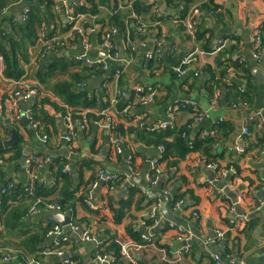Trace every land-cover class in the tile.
Here are the masks:
<instances>
[{"label":"crops","instance_id":"obj_1","mask_svg":"<svg viewBox=\"0 0 264 264\" xmlns=\"http://www.w3.org/2000/svg\"><path fill=\"white\" fill-rule=\"evenodd\" d=\"M115 1L120 4L117 8L126 11L135 0ZM140 1L151 6L150 13H157L160 22L145 23L143 19L149 16L144 18L134 12L136 17L132 14L128 17L132 19L130 25L133 32L129 30L120 34L116 29V35L112 34L114 29L109 25L111 6L101 7L97 16L91 12L77 13L79 6L86 5L84 0H15L5 9L0 16V26L4 31L17 21L25 20L32 8L41 10L44 23L34 45L27 48L28 62L22 63V78L10 80L3 75L0 77V94L12 91L16 82L22 83L25 88L16 100L7 101V110L0 107V142L11 140L6 129L9 124L20 138L16 147L23 151L17 165L9 161L12 154H5L7 163L1 160L0 168L4 175L0 176V197L6 186L31 184L33 177L39 183L47 184L39 173L44 169L42 174L51 179L49 169L54 158H66L70 168L80 161L88 162L90 167L83 170L84 181L89 180L97 169L102 167L105 170L98 171L99 180L93 183L85 203L77 201V224L73 222V216L64 211L59 214L71 218L68 226L48 220L51 214L58 212L43 211L34 217L29 213L26 219L30 224L41 221L43 225H59L64 229L62 236H46V242L40 247L45 249L40 261L46 264H64L65 261L98 264L96 255L100 253L102 242L110 243L114 239L122 244H135L126 233L133 227L141 233L143 241L155 239L154 244L145 250L140 247L134 252L137 264L140 261H148L149 264H264V147L260 146V140L264 138V82L259 80L264 76V48L261 44L264 0H215L218 8L210 13L193 9L207 1L195 0L191 6L193 10L185 19H179L182 7H169L167 0ZM163 5L164 10L161 8ZM170 11L174 13L169 14ZM189 18L195 23L193 34L186 28ZM177 20L183 22L177 23ZM196 33L203 37L202 41L197 42ZM53 37L59 43L53 51L47 50L46 41ZM160 40L163 43L158 50ZM220 43H225V46L216 51ZM206 45L208 51L204 47ZM157 50L159 52L148 60V56H153ZM163 54L167 59H163ZM191 54L193 60L185 67L186 74L178 76L181 61ZM177 55L179 58L175 60ZM84 56L94 62L101 61L108 66V70L99 67L102 73L89 79L93 72L83 61H78ZM171 60L175 62L171 64ZM211 75L215 78L210 86L217 85L218 88L209 96L206 88ZM101 76H105V81L100 88L93 89V80ZM77 79L81 82L76 83ZM60 84L71 89L78 87L89 95L103 93L105 98L101 104H106L105 107L113 104L110 109L112 122L108 119L90 122L86 114L103 109L86 110L82 120L74 122V136L67 143L63 117H58L54 107L46 104L44 107L49 115L59 119L56 137L51 143L43 142L44 136H38L37 124H31L29 120L30 125H26L22 116L26 115L29 119L30 103L34 100L35 105L37 98L46 97L59 106L64 105L53 92ZM81 84L85 87H80ZM137 89L142 92L138 93ZM234 89L241 94L247 93L252 98V104L249 106L239 99L231 100L229 95L236 91ZM122 92L130 102L120 113L116 105L118 98L124 97L120 95ZM152 92H155L153 99L146 102V96ZM29 94L30 99L24 100ZM183 104L196 105L201 116L206 114V118L197 122L196 115L182 108ZM24 105L29 106L26 113L23 112ZM253 121L257 125L248 140V126ZM166 122L175 128L194 122L188 141L192 144L197 137H216L215 126L219 124L232 129L228 134L219 133L218 129L217 142L213 147L217 158L212 160L213 163L206 164L208 160L195 152L185 161L178 162L176 167H169L168 163H163L161 168L154 167L155 160L161 156V149L138 140L134 130L140 127L150 133L157 125ZM113 125L118 128L116 131L111 129ZM244 129L248 130L246 136ZM238 149L246 151L245 154L239 153ZM46 153L51 157L42 158V161L39 157ZM24 154L28 157L22 164ZM33 157L39 161L27 166L28 160ZM154 168L160 170L156 177L153 175ZM100 171L110 178H116V174L123 175L126 180L121 188L108 190L100 184V181L105 182L99 176ZM155 180L156 186L152 185ZM95 184L97 188L93 189ZM48 185L53 186L54 181L51 179ZM129 189H138L139 193L131 197V208L122 221L115 223L110 209L106 210L108 200L102 197L110 193L114 208L120 209L123 200L130 198ZM176 194L184 197L174 203ZM89 200L99 207L92 211L101 210L104 213L105 222L101 223L98 216L90 212L87 206ZM179 201L183 204L177 208ZM147 220L153 221V225L147 226ZM156 221L159 224L155 227ZM247 225L250 230L242 234ZM72 226L90 231L96 240L84 241ZM161 229L166 230L155 233ZM181 231L184 235L179 241ZM186 239H189L188 246L184 244ZM227 240L230 251L225 250ZM168 249L172 253L184 252L183 258L191 252L184 261L171 263L173 258H168ZM47 250L66 254L46 256L44 253ZM144 251L147 252L146 257L140 254ZM102 255L108 257L105 264H114L112 254ZM136 255L141 259L137 260ZM215 256H218V261L214 260ZM2 258L0 264H20L19 260L6 263ZM121 258L128 264L122 252Z\"/></svg>","mask_w":264,"mask_h":264},{"label":"trees","instance_id":"obj_2","mask_svg":"<svg viewBox=\"0 0 264 264\" xmlns=\"http://www.w3.org/2000/svg\"><path fill=\"white\" fill-rule=\"evenodd\" d=\"M14 1L15 0H0V16H2L3 12L8 7V5L13 3ZM84 1L86 2V5L79 6L77 13L86 14L91 12L94 16H97L100 13L101 7L105 5L111 6V17L108 16L109 25L111 29H117L120 34H125L129 30L133 32V28L130 25L132 24V19H129L128 17L134 12L140 14L144 18L146 16H149L148 18L143 19L145 23L149 22L150 24H153L157 23V21L160 22L161 19L159 18L157 13H150V5L142 3L140 0H135L134 3L132 2V6L129 9H126V11H121L122 9L117 8L120 4L119 1L117 2L115 0ZM182 1L167 0V4L169 7H182V11L179 12V19H185L189 12L193 9H197L199 12L205 11L210 13L211 11H214L218 8L217 5H215V0H207L206 2L199 5L197 8L193 9L191 6L195 2V0ZM50 8L51 7H49L48 9ZM40 14L41 10H39L38 8H32L28 10V13L26 14V19L19 20L14 23L12 26V33H7L5 37L0 38V56L3 57L4 61L3 76L5 78L10 80H19L24 75L22 63L28 62L27 48L29 46L34 45L35 41L38 38L39 30L41 29L44 23L43 18ZM171 19L173 18H170L169 20ZM101 23L104 24V20H102ZM180 28L183 29L181 25ZM0 31L5 32L1 28V26ZM195 36L197 37V42L203 40V37L200 34L196 33ZM261 44L264 48V26L261 31ZM204 47H206L205 49L207 51L209 50V48H207V45ZM86 67L93 72L89 79H92L93 77L102 73V70L99 69V66L90 67L86 65ZM214 78L215 76L211 75V78H209L210 83H208V88H206L207 91H209V96H212L215 88H218L217 85L210 86ZM79 81L81 82V80L77 79L76 83H78ZM24 89L25 88L23 87H15L13 90L11 89L12 91L8 90L1 93L0 107H2L3 110H7V101L10 102L12 100H16V93H20ZM234 90L236 91H234L233 93L231 92L232 94L230 93L229 95V98L231 100L235 101L239 99L240 101L245 102L244 104H247L249 106L252 104V98L247 93L244 92L241 94L239 90ZM53 92L57 97L62 100L64 105L59 106L55 102H52L50 99L42 97L37 98L35 105L32 106L29 112V120L31 124H37L36 130L38 136H46L48 138V143H51L52 138L54 136L56 137L58 130V117H64L70 114L73 122H76L77 119L82 120L83 114L86 110H100L104 109L106 105L101 104L102 99L105 98L102 95L103 93H99L97 95H89L86 91L78 89V87H72L71 89L70 86L64 84L56 86ZM98 99L100 100V104L96 102ZM118 100L119 102L116 105V109L121 113L128 106L130 100L126 99V95L124 97H119ZM46 104H50L54 107L58 117H53L49 115V113L45 110L44 107ZM192 113L196 115L195 117L201 115L200 111ZM86 118L90 120V122H100L105 119H108L112 122L113 120L110 115L106 117L101 116L100 111H98V113L89 112L86 114ZM192 125H194V122H190L189 124L180 128L169 126L167 129L151 130L150 133L145 132V130H143L145 128L138 127L134 130V132L136 133L138 140L145 142L146 144H148V146H152L155 148H163L161 151V156L158 159V166L160 168L163 163H168L169 167H176L178 162L185 161L190 154L195 152L201 154V156L206 159V161L208 160L206 164L213 163L212 160L217 158V156L213 154V147L217 142L216 138L218 136V132L220 131L219 133L228 134L232 128L230 126H222V124H219L215 126V129L217 131L216 137L215 135L208 136L205 139H200L199 137H197L195 140L192 141V144L188 143L189 133L192 129ZM256 125L257 123L254 121L249 124V136L247 137L248 140L251 139V132L254 131L253 129H255ZM52 128L54 129V132ZM111 129L115 130L118 128L113 125ZM260 146L262 148L264 147V138L260 140ZM6 153L12 154L9 161L17 165L23 154V151L20 147H16L12 150H0V160H2L3 162H5ZM47 156L51 157L49 154L46 153L43 156H40L39 158L43 161V159L45 160ZM67 163L68 160L66 158H54L52 160V165L49 170L52 174V177L50 178L54 181L53 186L48 185V182L51 181V179H47V177L42 174L44 171L43 169L42 173H39V175H41L42 178L45 179L44 181H46L47 184H45V182L39 183L37 180L35 183L31 182L32 185L29 183L27 185L19 184L18 186L13 184L12 189H9V186L5 187L7 188V192L6 194L1 195L2 197H0V258L4 257V255H10L16 257V261L20 260L22 256H28L37 260L42 259L41 253L45 249L40 247L46 242L47 231L52 225H43L41 221H38V223L34 224L28 223L26 219L27 217H29V213L34 206L44 209V204L58 205L64 212L72 215L73 222L77 224V221L75 220L76 203L77 201L85 203L84 200L88 197L93 183L99 180L97 176L98 171L104 168L101 167L100 169H97L89 180L84 181L83 170L84 168L90 167V164L88 162L81 161L75 163L73 164V166H71L70 173L66 174L63 172V168L65 167V165H67ZM2 170L3 169L0 168V176L4 175L2 174ZM153 175L156 177V168H154L153 170ZM116 176V178H113L108 182L100 181V184L108 190H111L113 188H121L126 178L123 175L119 174H116ZM30 186L32 188V192L27 191ZM127 193L130 198L127 200H123L120 209L114 208L113 196L110 193L108 194V196L102 197L103 199L105 198L108 200V207L106 208V210L110 209L112 216L114 217L115 223H120L124 218L125 214L128 213L132 204L131 197H133L135 193H139V190L129 189ZM183 197V195L176 194V197L173 202L175 203L178 200L183 199ZM142 198L144 199V197ZM38 200H41V202H38ZM143 203L144 200H142V205ZM90 212L95 213L101 223L105 222L104 218L106 217L104 213L101 212V210H90ZM146 225L149 227L152 226L153 221L147 220ZM165 230H157L155 233H162ZM249 230V226L247 225L244 231L241 232L242 234H245ZM126 233L135 244L144 247L143 250H145L151 244H154L153 241L155 239L153 241L151 239L150 242L143 241V239L141 238V233H139L133 227L128 229V232ZM121 244L122 242L114 239L110 241V243L102 242L99 246V251L101 254H112L115 257L114 264H125V262L121 258ZM59 249L60 248H54L53 250ZM227 249L228 251H230L228 247V240L225 250ZM9 251L12 252L9 253ZM167 251L166 252L168 253V258L172 257L171 255H169V252L172 250L168 249ZM146 253L147 252L144 251L140 254L146 257ZM185 257L182 261H184ZM139 264L144 263L143 261H140Z\"/></svg>","mask_w":264,"mask_h":264},{"label":"built area","instance_id":"obj_3","mask_svg":"<svg viewBox=\"0 0 264 264\" xmlns=\"http://www.w3.org/2000/svg\"><path fill=\"white\" fill-rule=\"evenodd\" d=\"M61 1H63V0H61ZM77 1L80 2V1H82V0H77ZM132 16H133V17H136V14H135V13H132ZM176 22L179 23V22H183V21H181V20H177ZM194 27H195V23H194V21L192 20V18H189V21H188V23H187V27H186V28H187V31H189L190 34H193V32H194ZM12 31H13V27H12V26H8V27H7V30H6L5 32H2V33L0 34V37H5L7 33L12 32ZM116 33H117V31H116V29H114V32H112V34H115V35H116ZM108 37H109V35H108ZM58 43H59V42H58V39H57L56 37H53V38L47 40L45 45H46V47H47V50H51V51H53V50L55 49V46H56ZM162 43H163L162 40H160V41L157 43L158 50H159V48L161 47ZM259 43H260V41H259ZM224 46H225V43H220V44H219V47L216 49V51H220V50H222V49L224 48ZM158 50H157L156 52L153 53V56H152V55H149V56H148V60H151L152 57H154V55H156V54L159 52ZM192 60H193V55H192V54H191V55H187V56H185V57L183 58V60L181 61L180 67L177 69V74H178V76H182V75H185V74H186L185 67H186L187 65H189V64L192 62ZM78 61H83L86 65H88V66H90V67H93V66H99V67H102V69H103L104 71H107V70H108V66H107L106 64H104V63L102 64L101 61L94 62V61L88 59L86 56L80 58ZM3 71H4V61H3V57L0 56V77L3 75ZM21 84H22V83H20V82H16V86H15V87H22ZM80 87H82V88L85 87V84H81ZM137 92H138V93H141L142 90H141V89H137ZM19 95H20V93L17 92V93H16V96H19ZM31 95H32V94H31ZM120 95H121V96H124V93L122 92ZM154 95H155V92H152L151 94H149L148 96H146V100H145V101H146V102H151V100L153 99ZM29 99H30V94L24 97V100H29ZM216 100H217V99H216ZM216 100L214 101V103H216ZM96 102H97V103H100V100L98 99ZM113 102H115V101H113ZM112 106H113V104H112ZM112 106H110V107H105L103 110H101L100 115H101V116H104V117L109 116L110 113H111V112H110V109L112 108ZM181 107H182V108H185V109H189L190 111H192V112H194V113L199 111V108H198L196 105H194V104H183V105H181ZM0 109H1V108H0ZM12 109L15 110L14 107H13ZM205 118H206V114H202V116L200 115L199 117L196 118V120H197V122H201V121H203ZM63 121H64V123H65L64 125H65V128H66V130H67V136H66L65 140H66L67 143H69V142L71 141L72 137L74 136V126H73L74 122H73V120H72L70 114L64 116V117H63ZM169 126H170V122H166V123H162V124L157 125L155 128H153V130L167 129ZM243 133H244L245 136L248 135V130H247V129H244V130H243ZM47 139H48V138H47L46 136H44V140H43V142H46ZM160 149H161V151H162L163 148L160 147ZM237 151H238L239 153H244V152H245V151H243L242 149H240V150L238 149ZM34 161L37 162V161H39V160H38V158H36V157L30 158V160H28V162H27V166H28V165L30 166L31 163L34 162ZM0 162H2V161L0 160ZM154 167H158V160H157V159L155 160V165H154ZM27 168H28V167H27ZM63 172L66 173V174H69V173H70V167H69L68 165L65 166V168L63 169ZM156 173H157V174H160V170L157 169V170H156ZM99 176H100V178H101L103 181H105V182H108L109 180H112V179L114 178V177H112V178L108 177V176L105 174L104 171H100V172H99ZM31 181L35 183V182L37 181V178H36V177H33ZM31 185H32V184H31ZM152 185L156 186V185H157V181H156V180L153 181V182H152ZM12 188H13V185H10V186H9V189H12ZM96 188H97V184L94 185L93 189H96ZM27 191H28V192H32V188H31V186L27 189ZM6 192H7V188L3 189L2 192H1V194L4 195V194H6ZM165 194H168V192H165ZM38 202H41V200H38ZM182 204H183V201H179V202L177 203L176 207L179 208ZM87 206H88L91 210H97V209L99 208L98 205L94 204V203H93L92 201H90V200L87 202ZM43 211H52V212L63 213V210H62L61 207L58 206V205H54V204H53V205H51V204H50V205H46V204H44V209H41V208H38V207H35V206H34V207L31 209V211H30V215L33 216V217H34V216H38V215H40ZM154 224H155L154 226L156 227V226H158L159 222L156 221V222H154ZM172 227H173V226H172ZM72 228H73L74 232H76L77 234H80V235H81V238H82L84 241H87V242H93V241L96 240V238L91 234L90 231H82V230H80L79 228L74 227V226H72ZM63 233H64V229H63V228H61L59 225H53V226L50 227V229L47 231L46 236H47L48 238H50V237H54V236H62ZM183 235H184V232L181 231V235H180V237H178V240H179V241H181V240L183 239V238H182ZM188 241H189V239H186V240L184 241V244H185V245L187 244V246L189 245ZM140 247H141V246H138V245H136V244H132V243L121 244V252H122V255L124 256L125 261H126L128 264H137V263L135 262V259H134L133 254H134V252L138 251ZM188 248H189V247H188ZM188 248H187V249H188ZM54 253H55V252H53V251H51V250H47V251L44 253V255L49 256V255L54 254ZM55 254L59 257V256H62V255H65L66 253H63L62 251H57ZM169 254H170V255L172 256V258H173V261H171V263H177V262H179V261H181V260L183 259V254H184V252H183V253H182V252H179V253H172V252H169ZM2 259H3V261L6 262V263H15L17 258H16V257H13V256L5 255ZM214 260H215V261H218V260H219L218 256H215V257H214ZM19 261H20V264H46V263H44L43 261H40V260H37V259L31 258V257H28V256H22L21 259H20ZM96 261L98 262V264H105V263L108 261V257H107L106 255H102V254H100V253H97V255H96ZM64 264H72V263L69 262V261H65ZM218 264H219V263H218Z\"/></svg>","mask_w":264,"mask_h":264},{"label":"water","instance_id":"obj_4","mask_svg":"<svg viewBox=\"0 0 264 264\" xmlns=\"http://www.w3.org/2000/svg\"><path fill=\"white\" fill-rule=\"evenodd\" d=\"M161 8H162V10H164L165 6L163 5ZM173 13L174 12H172V11L169 12V14H173ZM178 58H179V55H177L175 57V60L178 59ZM163 59H167L165 54H163ZM174 62H175L174 60H171V64L174 63ZM259 80H260V82L263 83L264 82V76L262 78H259ZM104 81H105V76H101V77H98V78L94 79L93 82H92V88L93 89L100 88ZM30 104H32V106H33L34 105V100H32ZM28 107H29L28 105H24L23 106V112L24 113L27 112ZM22 121L26 125H30L29 119H27L26 115L22 116ZM6 129L9 131V134L11 136V138H10L11 140L9 142H6V143L0 142V149H3V148H7L8 149V148H13V147L19 146L20 138H19L18 134L15 132V130L12 128V126L8 124L6 126ZM27 157H28V154H24L23 155V157L21 159V163L22 164L26 161ZM252 217L253 216H251V218ZM48 220L50 222L61 224L63 226H68L71 223V218L68 215H63V214H59V213L51 214L48 217ZM135 258L137 260L141 259L139 255H136ZM144 264H149V262L148 261H144Z\"/></svg>","mask_w":264,"mask_h":264}]
</instances>
